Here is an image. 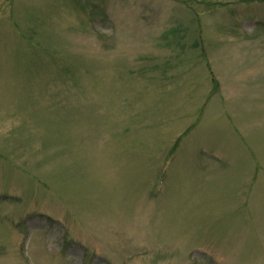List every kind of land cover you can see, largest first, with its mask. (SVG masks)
Segmentation results:
<instances>
[{"label": "rangeland", "instance_id": "obj_1", "mask_svg": "<svg viewBox=\"0 0 264 264\" xmlns=\"http://www.w3.org/2000/svg\"><path fill=\"white\" fill-rule=\"evenodd\" d=\"M0 264H264V0H0Z\"/></svg>", "mask_w": 264, "mask_h": 264}]
</instances>
